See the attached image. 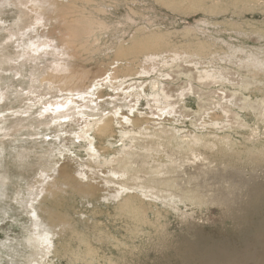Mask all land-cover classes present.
I'll list each match as a JSON object with an SVG mask.
<instances>
[{
  "label": "rangeland",
  "instance_id": "rangeland-1",
  "mask_svg": "<svg viewBox=\"0 0 264 264\" xmlns=\"http://www.w3.org/2000/svg\"><path fill=\"white\" fill-rule=\"evenodd\" d=\"M0 8V264L25 261L36 212L52 232L35 264H157L234 228L227 207L264 188V0ZM121 154L135 172L113 174Z\"/></svg>",
  "mask_w": 264,
  "mask_h": 264
},
{
  "label": "bare ground",
  "instance_id": "bare-ground-1",
  "mask_svg": "<svg viewBox=\"0 0 264 264\" xmlns=\"http://www.w3.org/2000/svg\"><path fill=\"white\" fill-rule=\"evenodd\" d=\"M11 5H13V7L15 9H17V11H19V12L22 11L24 13L23 9H25V12L27 10V8H25L24 5H14V4H11ZM17 15H18V18L20 17L21 20H23V21L26 20V17H23L24 15L21 16L19 13H17ZM15 26H16V24H15ZM6 29H9V28H6ZM12 31L15 32L16 29L12 30ZM12 31H10V32H12ZM19 126L20 125H18V127ZM107 128H108V123H105L100 127V130H106ZM78 138H80L81 142L87 141L88 145L90 146L91 142H90L88 136L86 135L85 130L78 134ZM89 152H90V149L87 150V153H89ZM132 159L133 158L130 155L121 154L118 158H114L112 161L108 162L107 166H113L114 164L119 163L120 166H118L117 168L114 169L113 174H117V173L122 172V171L130 174V173L135 172V170L132 168V165H135L136 162H135V160H132ZM137 166L139 167V165H137ZM4 170H5L6 174L9 172V170H7L6 168H4ZM136 171H137V169H136ZM13 177H15V176H13ZM1 179H3L2 181L5 180L4 177ZM19 179H21V178H19ZM21 180H23V179H21ZM51 180L52 179H50V178H48V179H46V178L40 179L39 178L37 182L35 181L36 184L43 185L42 186V189H43V191H42L43 196L42 197H43V199H44V195L50 191V186L53 185V184H50ZM71 182H72V179H71ZM72 184H74V183H72ZM2 185H3V182H2ZM141 189L144 190L145 187H141ZM51 192L53 195V191H51ZM247 193H248L247 196H249L250 200H248L246 203H243L241 205L238 204V206H237L238 209L234 208L231 210L230 208L232 206L227 207V209L229 211H231L230 215H228V218H230L232 220V224H234V228L232 230L227 229V231H224V232L219 231V230H215L212 233L207 232L205 234H201V233L197 232V233H194L192 236H187V237L179 236L181 238L179 240L177 239L178 241H177V244L175 245V247L170 249L171 250V256L161 257V259L158 260L157 264H264V188H263L262 184H259V183L254 184L253 183L252 186L249 187V191ZM54 197H55V195H54ZM48 198H49V196H48ZM223 201H222V203L224 204ZM226 202H227V200H226ZM2 204H4V203H2ZM2 204H1V206H2ZM4 205H6V204H4ZM28 208H30V206ZM142 208L139 210L141 211ZM2 210H4V209H2ZM40 210H42V208ZM44 210H46V209H44ZM47 210H48V208H47ZM8 211H9V209H8ZM36 213H37V215H36L35 219H36V221L40 220L39 222L41 224L36 223V226L32 230H30L28 228H26V230H25V227H24L26 234L24 233L25 237L22 238L21 244L19 245L20 249L22 248L26 251V253L24 254L25 258H23V259H25V261H23L22 264H35V263H37L36 262L37 257L42 255L44 250H48L49 245H50L48 233L52 232L50 230L51 227L48 224H46L47 220H45L46 222H44L42 220V218L40 217V215L38 214V212H36ZM47 215H48V213H47ZM50 215H52V214H50ZM47 217H50V216L48 215ZM55 217H56V215H55ZM63 222L64 221H62V223ZM184 223H185V221H184ZM218 223H219V221H218ZM27 226H29V225H27ZM41 228H42V230H41ZM96 229H97V227H96ZM14 244H15V242H14ZM4 253H5V251H4ZM10 255L12 256V254H10ZM19 258H18V260H19Z\"/></svg>",
  "mask_w": 264,
  "mask_h": 264
}]
</instances>
